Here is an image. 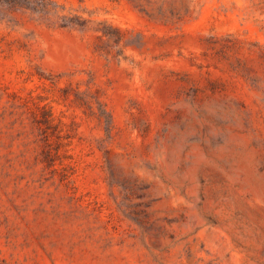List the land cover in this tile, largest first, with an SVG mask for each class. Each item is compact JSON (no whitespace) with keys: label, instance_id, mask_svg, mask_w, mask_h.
I'll list each match as a JSON object with an SVG mask.
<instances>
[{"label":"rangeland","instance_id":"rangeland-1","mask_svg":"<svg viewBox=\"0 0 264 264\" xmlns=\"http://www.w3.org/2000/svg\"><path fill=\"white\" fill-rule=\"evenodd\" d=\"M0 264H264V0H0Z\"/></svg>","mask_w":264,"mask_h":264}]
</instances>
